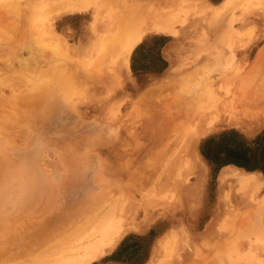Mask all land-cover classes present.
Wrapping results in <instances>:
<instances>
[{
  "label": "rangeland",
  "instance_id": "374dc122",
  "mask_svg": "<svg viewBox=\"0 0 264 264\" xmlns=\"http://www.w3.org/2000/svg\"><path fill=\"white\" fill-rule=\"evenodd\" d=\"M35 1L43 4H40V7H45V5L50 6L51 3H55V0H50L51 2H49V0H42L41 2L40 0H0V15L8 16L10 21V18H12L11 16L16 17L23 13L21 16L26 19L25 27H27L25 32L28 33V35L18 33L17 30H15L16 28L18 29V25L15 26L14 22L13 25H10L12 24V20L10 21V24H8L9 21L7 20V26H10L9 29L7 26V28L5 27V22V24L0 22V29L2 28L0 30V117L3 115L0 120V151H2L0 161L2 160L1 157L4 159V161L2 160L3 162H0V172H4L2 169H5V166L7 165V169L8 167L10 168L8 172H14H11V174L15 179L12 182L10 180L11 177L7 180V174L1 175V177L5 175L4 177L6 178H0L2 179L4 187L9 188V186H15L14 188H18L16 183H18V186L19 184L21 186L22 183H19L18 180L22 179L25 174L29 175L31 178L34 174L35 176H33V179L37 180V182H43V180H45V175V178L48 180H56L55 184L58 181L56 185L59 189L57 191L61 190V185L64 187V190L71 186V189L67 188L65 190L66 192H70V195L68 194L69 192H67V196H70L69 198H66V195L64 196L65 191L62 190L63 194L61 193L60 196H64L66 199H72V203L75 201L77 203L78 201L84 202V199L85 201H88V198H93L96 194L98 195V192L101 190L99 193L102 194V192H105L103 193L104 195L100 194L99 197L103 196L102 199H104V201L113 196L111 197L112 200L114 198L113 201H116L117 203L119 201L118 206L116 203L117 207H122L124 205L126 207L125 213L123 216H117L116 220L119 221L120 219H125L124 224L123 220L121 222L123 224V236L121 234L103 256H100L97 259H92L90 262H85L87 261L85 260L83 264H264L263 173L261 171H253V175H250V178L254 176L251 180L253 181L257 179L258 184L253 188H249L245 183L241 184V181L237 182L234 176L237 173L246 175V172L251 171H247L235 165H226L222 167L218 173H215L213 165L205 160L200 153L201 142L203 139L211 135L219 134L230 129H236L242 133L245 138L252 140L264 129V81L260 74H256L258 72L260 73V71H258V65H254V63L260 64L261 60L258 62L260 56L257 55L259 54L258 52L261 51L260 49L264 47V4L247 11L242 7L235 10L237 20L234 22V27L235 29L241 30L246 36L244 35L242 40H239L235 47L237 48L236 51L238 53L237 59L233 64L236 63V66L232 65V61L230 62V65L237 69L233 68L230 72L231 75L226 74L227 76L225 75L222 80H220V84L223 83L227 86L230 84V87H228L232 88L228 95L223 93L222 97L225 95V98L227 100L229 99V101L235 98L236 107L232 112L233 114H231L233 117L228 115L229 113L226 112L227 110H223L217 122L209 125V127L205 129V133L203 132L202 135H199L198 138H196L197 143H194L193 149L190 153H187L189 155H183L186 161L187 159L188 161L191 159L192 163L191 161L189 162L193 165L192 169L189 173L187 172L185 174L184 172L182 176H177V173L174 172L173 174V171L169 168L170 166L168 165L167 158L164 155L165 152H168L166 153L168 157L171 154H176V152H178V149H175L176 143H172L174 145H170V147L168 146L169 151L165 150L166 144L161 146L160 151L159 149L156 150L155 148L157 145H153L155 139L151 141V133H153L158 126L154 129L152 128V125H154V119L157 116L158 121H162V115L166 108H164L163 103L166 104L165 106L172 107L174 103H176L175 99L179 100L182 98H188V96L195 93L197 89V92L205 91L206 87L204 86L208 85L209 82V75H207L208 71H210V77L214 79V77L217 76L218 69H221L224 65H228L227 63L229 61L227 62L223 58L222 61H218V64H216L217 60L215 59L213 60L214 62L212 61L210 62L211 64L209 63L210 65L206 64L208 67L207 69L204 67L206 66L204 64V62L206 63L205 56L211 55L214 52V50L207 49L206 47L210 46L211 48L213 45H217L215 44L217 41L216 35H211L209 37L207 34L210 29L215 28L217 25V23H215L210 17V13L207 11L202 13L200 9H194L190 14H187L190 11V8L196 4V0H186L187 2L184 1L183 5L180 2L181 6H184L185 8L183 7V11H181L183 22L176 25L178 31L177 34L173 35L168 32L162 33L156 30L146 32L142 41L134 48L130 56V68H123L119 72V78H117V80L112 78L111 82L104 81L106 85L102 82L97 89L95 88L96 92L94 93L91 92V90L88 91L86 88L81 89L82 86L80 85L79 87L76 86V84H73L75 82H72V80H75L72 78L73 75H71L69 71L71 66L68 67L67 64L69 62L70 65H72L75 63L72 60L77 61L79 58L83 59L85 56H88V51L97 38V33L104 31L109 23V19L107 18L108 11L106 9H101L97 16V10L100 8H98V6H92L89 9L81 11H63L62 13H57L58 6H56V4H54V6L51 4L52 9L50 11L48 9V11L45 12L43 9L47 8L42 9L41 7L42 10L39 9L41 12L39 13L33 10L35 7H33L32 3L37 4ZM155 1V5L158 7L160 3L164 2L163 0ZM221 1L213 2L212 0H207V3L218 5ZM39 3L37 4L38 6ZM23 6H25V8ZM27 8L28 10H25ZM28 11H30V13ZM35 13H38V15ZM224 13L225 12L222 14ZM227 13L228 11H226L224 15L221 14L223 19L221 17V20L219 19L221 27L223 26V29H221L218 34L219 36L226 28L227 24L224 25V22L227 21L230 12ZM26 14L29 20L27 19ZM30 20L33 21L31 22ZM45 26L46 28H44ZM19 34L21 35L20 39L25 35L27 36V39L25 37L23 38L25 43L23 39L17 41ZM204 35L209 38H206ZM61 40L62 44L58 45ZM52 41L55 44H53ZM19 42H21L20 45H17L16 43ZM200 45H203V49L205 48V50L207 49L209 52L205 51L204 54H202L201 52L203 49ZM14 46H17L18 48L16 47V49ZM57 47H62L60 48L62 50L60 51ZM66 50H68L67 54L71 56L69 58H73L71 60L72 62L66 60L67 64L65 61L66 57H64L63 60L61 54L62 52H66ZM38 54L39 56L37 57ZM43 54H45V57L50 55V61L48 60L44 64L45 57ZM159 56H162L168 63L167 67L162 71L156 70V68L161 65V62L157 60ZM257 57L259 58L258 60ZM56 58L59 61L55 62ZM14 60L15 62L13 64L12 62ZM37 60L39 61L35 62ZM62 60L65 62L66 67ZM10 61H12L11 63L14 65L13 67H8L11 65ZM29 61L32 63L30 62L28 65ZM36 64L37 67H39V70L37 69ZM39 64H41V66ZM212 64H215V66L213 65L214 68H218H216L217 72L213 67H209ZM21 65L24 67L22 66V68L19 69ZM133 66H135L134 69ZM252 66H255L253 67L254 69ZM14 67H16V70L12 69ZM257 67L258 69H256ZM63 68H66L67 70H64ZM40 69L44 72L47 71V73L44 74V72H40ZM198 69H203L205 72L202 71L195 73ZM212 71L214 72L213 75ZM61 72L62 74L60 75ZM252 72L258 77L251 74ZM190 73L198 77V80L197 78L195 79L197 83L193 81L194 78L191 79ZM203 74H205V76H203ZM62 76L64 79H62ZM189 79H191V81H189ZM216 79L217 78H215V81ZM251 79L255 81L253 84ZM243 80H247L246 83L248 84L251 82L252 86L254 85L253 90L252 86L248 89L250 92H248L249 94H246L248 97L245 100L241 99L245 98V94H242L244 91L238 93L244 85L246 87V84L242 83V86L240 85L241 87H239L240 83L238 84V82H242ZM107 84L109 87L112 85V87L109 88ZM256 84H258V86L255 88ZM68 85L73 90L77 89V87L78 89L72 91L69 89ZM217 85L218 84H216V86ZM99 88L101 90H99ZM67 89H69L70 92ZM98 91L105 92V94H101ZM54 95L56 97L59 96V98H55ZM251 99L253 101H251ZM165 100L169 101V103ZM172 100H174V103ZM60 101L62 104H60ZM63 102H65L66 105ZM67 104L69 108L67 107ZM156 105H159L158 108L160 107V113L157 111L158 109ZM10 106L16 111H12V109L9 108ZM161 107L164 108V111L160 110ZM174 107L175 105L173 106V109H175ZM10 109L11 111H8ZM153 110H156L157 112H153ZM248 110H251L250 112L252 113ZM235 111L238 112L234 114ZM16 112L17 115L15 114ZM7 113L11 114H8L9 117H7L8 121L6 122L4 116L6 117ZM12 114H14L13 116L16 118L11 117ZM234 115L237 116L234 118ZM237 117L238 120L236 119ZM5 127H7V129ZM146 127L148 128L145 129ZM141 130L149 131L147 133L148 135L145 131ZM142 132H145L143 133L144 135ZM148 138L150 139V142L147 141ZM34 142L35 144H40L39 147L42 148L41 151L43 152L38 156L42 161H38L37 164L31 160L32 158H30L32 172H26L25 174L16 173L24 171L22 168H24V163L27 162L26 159L28 158L25 157V155L31 150L33 145H35ZM152 147L154 149H152ZM145 148L148 150L147 153ZM151 149L152 151H150ZM20 150L21 157L16 159L19 157L18 155H20ZM43 154L44 156H42ZM161 154H163L164 157ZM37 159L38 158L34 157L36 162ZM6 161L9 162V165ZM44 162L46 165H44ZM2 163H5L6 165ZM167 165L168 167H166ZM165 168L169 169L166 170ZM173 170L175 171L176 168ZM41 172L43 176L40 174ZM91 172L94 173L92 174ZM111 172H137L139 176L143 175V177L149 181L151 180V182L156 185L150 183V185L152 184L155 187L154 188L151 185L153 191L151 192L149 191L151 189H147L149 188L148 185L142 193L144 195L147 194V198H151L155 203L150 207L146 206L145 203L140 204V202H136L130 195V191H132L134 186L130 183L132 181H128L127 179L129 178V174L128 176H124L127 180L126 182L124 178ZM53 173L54 176L51 175ZM223 173H228V176L231 177H227L223 180ZM172 174L176 175L173 176ZM159 176H162L161 178L163 179L168 177V180H175L177 185L175 183V186L170 185L165 188H159L156 184L159 181H157V179H161L158 178ZM175 177L177 179H175ZM64 178L66 180H64ZM3 179H5V182ZM59 182L61 185H59ZM12 183H14V185ZM122 186H124L125 189ZM181 187L182 189H180ZM23 188L24 187H22V189ZM112 191H114V194ZM127 191L129 192L128 194ZM147 192L151 194V197H149ZM15 193L11 195L13 198L10 197L9 203L11 205L14 204V202L11 201L17 203L15 195L18 197V192ZM154 193H156V197L153 195ZM106 194L108 195L106 196ZM161 194L162 196H160ZM140 197V195H137L138 199H140ZM65 198L63 199L64 201H66ZM245 198L246 200H243ZM19 201L18 204L12 205L14 207L16 205L18 206H16L17 209L15 212L14 207L10 206L8 203H3V206L0 205L6 211L4 213L8 214H5V216H7L6 218H1L5 216H0V232L3 231L0 236L5 234L6 231V234L8 235L0 238V249H2L0 250V253L2 257H5L7 253L6 251H12L14 246H16V248L21 246L22 248L20 249H24L23 247L26 246V241L23 238V235L25 233L24 230L29 226L27 223L34 224L36 219L38 218L39 220L40 218L38 215L41 210L36 206L35 210H38L36 211V214H39L33 215L35 217L32 216V221L30 218L27 219V216H29L28 214H30L29 202L21 201V203ZM22 204L23 207H21ZM21 208L23 209L21 210ZM11 209L13 210L10 212L13 213L8 212V210ZM25 215L27 218L25 217L24 220L23 216ZM19 217H22L23 221ZM7 218H9V220ZM251 219L253 220L251 221ZM1 220H5L3 223L6 222V226L5 224L3 225ZM14 220L16 221L17 227L14 225ZM25 221L27 222L26 224L23 223ZM241 222L243 224H241ZM7 225L9 226V229ZM12 225L13 228L15 226L17 229H13ZM242 225H244L246 229ZM11 235H13V237ZM38 235L42 236L43 234ZM174 237L176 240H174ZM167 238H169L170 241ZM14 239L15 244H13ZM16 239L18 243L16 242ZM166 240H168V242H166ZM11 241L13 243H10ZM53 241H51L52 245L50 242L49 245L53 246ZM56 245L59 248V245L55 244L54 241V246L56 247ZM54 246L52 247L53 249L51 247L49 250H47L48 248L45 249V252L42 248L46 256H42L43 254L40 253L42 252L41 248L39 249L36 247L34 249H39L40 251L34 250L35 252H33V254L27 255L25 258H23L25 254L20 253L21 250L18 249L19 254H24L23 256L20 255L18 258L14 256L16 258L15 261L12 257H5V259L2 258L0 264H18V262L19 264H75V262H79L78 259L75 260L76 258H74V260L70 258L72 262H68L69 259L67 260L63 258V261V259H59L58 256L55 258L54 253L49 255L51 252L57 250V247L54 249ZM13 250L16 252V249ZM3 251L6 252L5 255ZM38 254L41 255L38 257ZM33 255L34 257L32 258ZM5 260L6 262H4Z\"/></svg>",
  "mask_w": 264,
  "mask_h": 264
},
{
  "label": "bare ground",
  "instance_id": "6f19581e",
  "mask_svg": "<svg viewBox=\"0 0 264 264\" xmlns=\"http://www.w3.org/2000/svg\"><path fill=\"white\" fill-rule=\"evenodd\" d=\"M9 1V0H8ZM13 1V0H12ZM21 1V0H20ZM42 0H40L41 2ZM155 0H55L54 4H56V6H58V10H57V13L58 12H63V11H67V12H70V11H81V10H84V9H89L90 7L92 6H98V9L97 10V16L99 15V11L101 9H106L108 12V25L107 27L105 28L104 31H101L99 33H97V38L95 39L92 47L90 48V50L88 51V56H85V58L81 59L79 58V60L75 61V60H72L70 59L69 57H71L68 53V50H66V52H62V59L64 60V57L65 58V61L68 60L70 62H75V63H71L72 65H70V63L68 62L67 64V61H66V64L69 68V71L71 73V75H73L72 78H74L75 81L72 80V82H75L73 84H76V86H82L81 89H87L88 91L91 90V92H96V89L98 86L101 85L102 82L104 81H109L111 82L112 81V78L116 79L119 78L118 77V74L119 72L123 69V68H127L129 69L130 68V56L134 50V48L142 41L144 35L146 34V32L148 31H152V30H156L158 32H162V33H165V32H168L170 34H173V35H176L177 34V28H176V25L179 23H182L183 22V16L181 15V11H183V7L184 6H181L180 2L182 3V5L184 4V1L186 0H163L164 2L160 3L159 4V7L157 5H155L156 1L154 2ZM191 1V0H190ZM193 1V0H192ZM26 2V1H25ZM36 2V1H35ZM49 2H51L49 0ZM187 2V1H186ZM196 4L190 8V11L187 13V14H190L194 9H200V11L203 13L205 11L209 12L210 13V17L214 20L215 23H217V25H213L215 26V28L213 29H210L209 33L207 32L208 36L210 37L211 35H216V38H217V41L215 42V44L217 45H213V49L212 47L210 48V46L206 47L207 49H211V50H214L213 54L211 55H206L205 56V60H206V63L204 62V64H209L210 62H212L213 60H217L215 63L218 64V61H222V59L224 58L228 63V65H224L222 66V68L218 69L217 67H213V65L215 66V64H212L211 66H209L210 68L213 67L214 70H216V68L218 69V73H217V76L214 77V79L212 77H210V71H208L207 75H209V82H208V85H205L204 87H206V90L203 91V92H195V93H192V95L188 96V98H182V99H175V102L174 103L172 100V102L174 103L175 105V109H173V106H165L166 104H164L163 102V105H164V108L161 107L160 110H165V112H163V115H162V121H158V116L154 119L155 120V123L154 125H152V128H156L157 126V129L155 131H153V133H151V141L154 140L155 143L153 145H157L156 146V150L159 149L160 151V148L161 146H163V144H166V147H165V150L167 151L170 147V145H174L176 143V147L175 149H178L176 152V154H171L169 155V157L167 156L166 153L168 152H165L164 155L165 157L167 158V161H168V165L170 166L169 168H171V170L173 171V174L174 172L177 173V176L180 175L182 176V174L185 172V174L188 172H190V170L192 169V161L191 159L189 161H191V163L188 161L185 160L184 156L185 154H187L188 152L190 153V151L193 149L194 147V143H197V139L199 135H202V133L205 131V129H207L209 127V125L211 124H214L217 122V120L219 119L220 115H221V112L223 110H227L226 112L229 113L228 115L231 116V114H233V110L234 108L236 107L235 105V98L230 100L229 99L227 100L224 95L223 96V93L224 94H229V92L232 90V88H229L230 84L227 86V85H224L223 83L220 84V80H222V78L227 74L229 75L231 70L234 68L230 65V62L232 63V65H235L233 64V62H235V60L237 59V48H235L237 46V43L239 42V40H242V38L244 37V35L246 36V34H244L241 30L239 29H235L234 27V22L237 20V17L235 16V10L239 7H242L243 9H245L246 11L251 9V8H255V7H259L260 5H263L264 4V0H223L221 1L218 5H211L209 3H207V0H196L195 1ZM22 3V2H21ZM37 4L39 3L38 1L36 2ZM24 4V3H23ZM31 4V3H29ZM35 4V3H32L33 7V10L36 11V12H40L39 9H42L43 8H47V9H43L45 10V12L49 11L52 9V6L51 4L54 6L53 3L50 4V6H47L45 5L44 6H41L40 7V4L39 3V6ZM187 4V3H186ZM15 5V4H14ZM28 5V4H27ZM31 5V6H32ZM35 5V6H34ZM43 5V4H41ZM20 6V5H19ZM40 8H38V7ZM47 6V7H46ZM179 6H180V9H179ZM25 8V6H23ZM22 7V8H23ZM37 7V9H36ZM102 7V8H101ZM32 8V7H31ZM182 8V9H181ZM185 8V7H184ZM30 9V8H29ZM36 9V10H35ZM41 9V10H42ZM57 9V8H55ZM187 9V7H186ZM25 10H28L25 9ZM24 10V11H25ZM31 10V9H30ZM253 10V9H252ZM226 11H228V13L230 12L228 18H227V23L224 22V25H226V28L223 32H221L222 34L219 36V32L221 29H223V26L221 27V24H220V17H221V14L223 12L226 13ZM30 13V11H28ZM29 13H28V16H29ZM33 13V12H31ZM224 13V14H225ZM227 13V14H228ZM248 13V12H247ZM20 14V13H19ZM36 14V13H35ZM183 14V12H182ZM222 14V15H224ZM245 14V13H244ZM21 15H23V13H21ZM21 15L19 16H16V17H13L11 16L12 18H10L11 20V23L10 24V21H9V17L8 16H4V15H0V22H5V27L7 26V20L9 21L8 24L10 25H13V22H14V25L18 27V29L14 26H11V27H14L16 28L15 30H17L18 33H23L24 34H27L25 31H26V27H25V23H26V19L24 17H22ZM38 15V13L36 14ZM27 16V14H26ZM28 16H27V19H28ZM242 16V15H241ZM33 17V16H32ZM185 17V16H184ZM223 17V16H222ZM221 17V18H222ZM223 19V18H222ZM29 20V19H28ZM221 20V19H220ZM31 21V20H30ZM33 21V20H32ZM31 21V22H32ZM205 22V21H204ZM16 23V24H15ZM29 24V23H28ZM213 24V22H212ZM209 25V24H208ZM8 29L10 28V26H7ZM6 27V28H7ZM46 28V26L44 27ZM2 29V28H1ZM0 29V30H1ZM4 29V27H3ZM29 29V28H28ZM47 30V29H46ZM207 30V29H206ZM5 31V29H4ZM7 31V29H6ZM247 31V30H246ZM245 32V31H244ZM248 32V31H247ZM45 33V32H44ZM246 33V32H245ZM251 34V33H250ZM249 34V35H250ZM0 35H1V31H0ZM248 35V34H247ZM48 36V35H47ZM206 36V35H204ZM203 36V37H204ZM208 36H206V38H209ZM25 38L27 37L26 35L24 36ZM23 37V38H24ZM202 37V38H203ZM215 37V36H214ZM213 37V38H214ZM5 38V37H3ZM21 38V35L19 34V38L17 39V41H21L22 39ZM58 38V37H57ZM214 38V39H216ZM12 39V38H11ZM27 39V38H26ZM24 40V39H23ZM51 40V39H50ZM49 40V41H50ZM59 40V38H58ZM203 40V39H202ZM250 40V39H249ZM6 41V40H5ZM10 41V40H9ZM209 41V40H208ZM3 42V41H2ZM7 42V41H6ZM5 42V43H6ZM11 42V41H10ZM9 42V43H10ZM15 42V41H13ZM12 42V43H13ZM60 44H62V40L59 41ZM206 42V41H205ZM21 42L19 43H16L17 45H20ZM24 43H25V40H24ZM53 44H55L53 41H52ZM15 44V45H16ZM204 44V43H203ZM14 45V43H13ZM25 45V44H24ZM205 45V44H204ZM201 46V45H200ZM203 46V45H202ZM201 46V48L203 49V47ZM206 46V45H205ZM15 48L17 46H14ZM13 48V47H11ZM18 48V47H17ZM16 48V49H17ZM57 48H62V47H57ZM243 48V47H241ZM205 50V48L202 50V54H204L205 51H208L209 50ZM263 49V50H262ZM260 49L261 51H259L258 55L257 56H260L259 58L257 57V60L258 62L261 60L260 64H255L254 65H258L259 67V70L260 73H256L257 75H261L263 77V81H264V47ZM62 49H60L61 51ZM41 51V50H40ZM46 51V50H44ZM201 51V50H200ZM59 52V50H58ZM261 53V54H260ZM67 56H66V55ZM35 55V54H34ZM45 54H43L44 56ZM60 55V54H59ZM64 55V56H63ZM69 55V56H68ZM201 55V54H200ZM15 56V55H14ZM18 56V55H17ZM39 56V54L37 55V57ZM50 56V55H49ZM49 56L45 57L44 59V62L43 64L49 60ZM196 56V55H195ZM53 57V56H52ZM55 57V56H54ZM20 58V57H19ZM18 58V59H19ZM23 58V56H22ZM58 58V57H57ZM56 58L55 62L56 61H59L58 59ZM24 59V58H23ZM36 59V58H35ZM34 59V60H35ZM38 59V58H37ZM52 59V58H50ZM13 60V59H12ZM62 60V61H63ZM72 60V61H71ZM204 60V61H205ZM6 61V60H5ZM9 61V60H8ZM7 61V62H8ZM32 61V60H31ZM28 63V65L30 64V62ZM39 60L35 61V62H38ZM50 61V60H49ZM255 61V60H254ZM12 61H10L11 63ZM15 60L12 62L14 64ZM214 62V61H213ZM11 63V65H9L8 67H13L14 65ZM32 63V62H31ZM220 63V62H219ZM4 64V63H3ZM9 64V63H8ZM7 64V65H8ZM38 64V63H37ZM37 64H36V67H37ZM54 64V62H53ZM58 64V63H57ZM63 64L65 65L66 67V64L65 62L63 61ZM211 64V63H210ZM209 64V65H210ZM221 64V63H220ZM35 65V63H34ZM41 66V64H39ZM23 65H21L19 67V69L22 68ZM218 66V65H216ZM236 66V65H235ZM238 66V65H237ZM246 66V65H245ZM24 67V66H23ZM67 67V68H68ZM206 67V69L208 68L207 65L204 66ZM255 67V66H252V68ZM258 67L256 69H258ZM2 68V67H1ZM16 67L12 68L14 70ZM41 68V67H40ZM49 68V66H48ZM203 68V67H202ZM240 68V66H239ZM263 68V69H262ZM4 69V68H3ZM10 69V68H8ZM7 69V70H8ZM37 69L39 70V67H37ZM42 69V68H41ZM40 69V72L42 71V73L44 72L43 70ZM64 69V68H63ZM66 69V68H65ZM64 69V70H65ZM205 69V68H204ZM234 69H237L236 67ZM254 69V68H253ZM23 70V69H22ZM46 70V69H45ZM67 70V69H66ZM199 70V71H198ZM196 70L197 72L195 73H198V72H202L203 69H198ZM210 70V69H208ZM241 70V69H239ZM243 70V69H242ZM11 71V70H10ZM38 72V71H37ZM65 72V71H64ZM67 73H69L68 71H66ZM205 72V71H203ZM213 72V71H212ZM211 72V73H212ZM217 72V70H216ZM41 73V74H42ZM47 71L44 72V74H46ZM69 73V74H70ZM193 73V72H192ZM190 73V76H191V79L194 78V82H196V78L198 80V77H196L194 74ZM233 73H234V70H233ZM232 73V74H233ZM237 73V72H236ZM248 73V72H247ZM246 73V75H247ZM40 74V75H41ZM42 74V75H44ZM62 74V72L60 73V75ZM202 74V73H200ZM214 74V72L212 73V75ZM216 74V73H215ZM222 74V75H221ZM253 74V72L251 73ZM249 74V75H251ZM48 75V74H47ZM67 75V74H66ZM226 75V76H227ZM231 75V74H230ZM242 75V74H241ZM254 75V74H253ZM257 75H254L256 77H258ZM194 76V77H193ZM199 76V75H197ZM203 76H205V74H203ZM248 76V75H247ZM260 76V77H261ZM48 77V76H46ZM70 77V76H69ZM189 77V76H188ZM249 77V76H248ZM255 77V78H256ZM66 78V77H65ZM215 78L216 81H215ZM235 78V77H234ZM241 78V77H240ZM243 78V77H242ZM251 78V77H250ZM62 79L63 76H62ZM70 79V78H69ZM191 79H189V81H191ZM246 79V78H245ZM244 79V80H245ZM260 79V78H259ZM67 80V79H66ZM91 80V81H90ZM207 80V79H205ZM204 80V81H205ZM242 80V79H241ZM243 80V81H244ZM248 80V78H247ZM246 81H239L238 84H239V87H241V83L242 84H246V87L244 85V87L241 89V91L239 90L238 93H242V91H244V93H242L244 95L245 98H241L242 100H245L248 96H246V94L248 92H250V90L248 91V89L252 86L253 82V79H251L252 81V84L251 82H249L250 84L246 83ZM257 80V78H256ZM65 81V80H64ZM71 81V80H70ZM232 81H233V78H232ZM68 82V81H67ZM180 82V81H179ZM61 83V82H60ZM66 83V82H65ZM105 83V82H104ZM197 83V82H196ZM228 83V81H227ZM226 83V84H227ZM59 84V83H58ZM63 84V83H62ZM112 84V83H111ZM188 84V83H187ZM216 84H218V88L216 86ZM70 85V84H69ZM68 85V86H69ZM106 85V83H105ZM108 85V84H107ZM183 85V84H182ZM191 85V84H190ZM188 85V86H190ZM232 85V84H231ZM241 85V86H240ZM261 85V84H260ZM59 86V85H58ZM79 86V87H80ZM192 86V85H191ZM190 86V87H191ZM234 86V85H233ZM258 86V84L255 85V88ZM264 86V84H263ZM55 87V86H54ZM57 87V86H56ZM74 87V85H73ZM109 87V85H108ZM112 87V85L110 86ZM109 87V88H110ZM189 87V88H190ZM202 87V86H201ZM238 87V86H237ZM238 87V89H239ZM253 87L254 85L252 86V90H253ZM261 87V86H260ZM61 88V87H60ZM68 88V87H67ZM76 88V87H75ZM96 88V89H95ZM101 88V87H100ZM99 88V90H101ZM108 88V89H109ZM184 88V87H183ZM247 88V89H245ZM254 88V89H255ZM69 89L70 86H69ZM67 89L69 92L70 90ZM78 89V87H77ZM77 89H74V90H77ZM80 89V88H79ZM54 90V89H53ZM60 90V89H59ZM58 90V91H59ZM66 90V89H65ZM72 91H74L73 89H71ZM106 90V88H105ZM177 90V89H176ZM181 90V88H180ZM196 90V89H194ZM251 90V91H252ZM256 90V89H255ZM260 90V89H258ZM262 90V89H261ZM81 91V90H80ZM200 91V90H199ZM237 91V89H236ZM54 92V91H53ZM67 92V91H66ZM75 92H78V91H75ZM100 92L101 94H105V92L103 93L102 91H98ZM108 92V91H107ZM179 92V91H178ZM186 92V91H185ZM258 92V91H257ZM256 93V91H255ZM254 93V94H255ZM49 94V93H48ZM55 94V93H54ZM68 94V93H66ZM93 94V93H92ZM181 94V93H180ZM185 94V93H184ZM191 94V93H190ZM235 94V92H234ZM249 94V93H248ZM253 94V93H252ZM15 95V94H14ZM62 95V94H61ZM241 95V94H240ZM50 96V95H48ZM55 96V95H54ZM70 96V94H69ZM53 97V96H52ZM59 98V96H57ZM55 96V98H57ZM66 97V96H65ZM64 97V98H65ZM240 97V96H239ZM253 97V96H252ZM256 97V96H255ZM261 97V96H260ZM61 98V97H60ZM105 98V97H104ZM254 98V97H253ZM99 100V99H98ZM52 101V100H51ZM49 101V102H51ZM54 101V99H53ZM166 101V100H165ZM171 101V100H170ZM241 101V100H239ZM251 101H253L251 99ZM61 102V101H60ZM59 102V103H60ZM72 102V101H71ZM169 103V101H166ZM165 102V103H166ZM244 102V101H243ZM242 102V103H243ZM257 102V101H256ZM56 103V102H55ZM65 103V102H63ZM158 103V102H156ZM155 103V104H156ZM238 103V102H237ZM6 104V103H5ZM62 104V102L60 103ZM151 104H154V103H151ZM160 104V103H159ZM171 104V102H170ZM168 104V105H170ZM249 104V103H248ZM51 105V104H50ZM59 105V104H58ZM66 105V103H65ZM149 105V104H148ZM162 105V106H163ZM159 106V105H158ZM158 106L156 105L157 107V111L160 113L161 111H159V108ZM161 106V105H160ZM60 107V105H59ZM67 107H68V104H67ZM172 110H171V108ZM222 107V108H221ZM8 108V107H7ZM9 108L12 109V107L10 106ZM69 108V107H68ZM153 108H154V105H153ZM170 110L168 111L167 110ZM170 108V109H169ZM8 110V111H11ZM52 109V108H51ZM56 109V107H55ZM241 109V108H240ZM263 109V108H262ZM156 110H153L156 111ZM163 110V111H164ZM236 110V109H235ZM4 111V110H3ZM6 111V110H5ZM12 111H16L15 109H12ZM156 111V112H157ZM249 111V110H248ZM251 111V110H250ZM249 111V112H250ZM67 112V111H66ZM238 112V111H237ZM235 111L234 114L237 113ZM247 112V111H246ZM252 113V112H250ZM8 114L10 115L11 113H7V116L5 117L4 116V120L7 122L8 119L7 117ZM17 115V112L15 113ZM155 114V113H154ZM162 114V113H161ZM160 114V115H161ZM248 114V113H246ZM14 114L11 115V117H14L16 118L15 116H13ZM156 116V115H155ZM237 116V115H236ZM234 115V118L236 117ZM239 116V115H238ZM3 115H1L0 117V120L2 119ZM19 117V116H18ZM233 117V116H231ZM241 117V116H240ZM7 120H6V119ZM238 120V117L236 118ZM10 121V120H9ZM158 121V123H157ZM138 123V122H137ZM145 123V122H144ZM152 123V121H151ZM157 123V124H156ZM8 124V123H7ZM96 124V123H95ZM153 124V123H152ZM156 124V125H155ZM2 125V124H1ZM98 125V124H97ZM151 125V124H150ZM91 126V125H90ZM8 127V126H7ZM7 127H5L7 129ZM89 127V126H88ZM145 127V126H144ZM143 127V128H144ZM94 128V127H93ZM96 128V126H95ZM142 128V129H143ZM148 127H146L145 129H147ZM211 129V128H210ZM149 130V129H148ZM152 130V129H151ZM105 131V130H104ZM141 131H145V130H141ZM146 134L149 132H147V130L145 131ZM145 132H142L145 133ZM205 133V132H204ZM103 134V133H102ZM141 135V134H140ZM138 135V136H140ZM144 135V134H143ZM148 135V134H147ZM119 136V135H118ZM117 136V137H118ZM100 137V135H99ZM116 137V138H117ZM145 137V136H144ZM149 137V136H148ZM150 138V137H149ZM148 138L147 141H149L150 139ZM179 138V139H177ZM141 139V138H140ZM146 140V139H145ZM196 140V141H195ZM126 141V140H125ZM2 142V141H1ZM7 142V141H6ZM36 142V141H35ZM34 142V144H35ZM150 142V141H149ZM166 142V143H165ZM124 143V141H123ZM122 143V144H123ZM153 143V142H152ZM174 143V144H172ZM178 143V144H177ZM181 143V144H180ZM2 144V143H1ZM148 145V144H147ZM146 145V146H147ZM151 145V144H150ZM151 145V146H153ZM181 145V146H180ZM7 146V145H6ZM40 144H35L33 145V147L31 148L30 151H28V153H26L25 157H28L26 159V163H24V168H22L24 171L22 172H16L18 174H22V173H26V172H32V169H31V163H30V158H32L31 160L34 161V163H37L38 164V161H40L41 159L38 157L40 156L43 152L41 151L42 148L39 147ZM149 146V147H151ZM165 146V145H164ZM169 146V147H168ZM15 147V146H14ZM20 147V146H19ZM18 147V148H19ZM154 147V146H153ZM152 147V149H154ZM146 149V153L148 152L147 148ZM152 149L150 151H152ZM17 150V149H16ZM135 150V149H134ZM163 150V149H162ZM169 151V150H168ZM172 151V150H171ZM195 151V150H194ZM2 151H0V155H2L1 153ZM27 152V151H26ZM150 153V152H149ZM146 155V154H145ZM149 155V154H148ZM163 156V154H161ZM184 155V156H183ZM189 155V154H187ZM19 157H17L16 159H19L21 157V150H20V155H18ZM44 156V154L42 155ZM161 156V157H162ZM23 157V156H22ZM34 157L38 158L37 159V162L36 160H34ZM130 157V156H129ZM164 157V156H163ZM2 160L4 161L3 157H1ZM6 158V157H5ZM15 159V160H16ZM130 159V158H129ZM184 159V160H183ZM1 160V161H2ZM21 160V159H20ZM25 160V159H24ZM160 160V159H159ZM0 161V162H1ZM2 161V162H3ZM42 161V160H41ZM22 162V160H21ZM24 162V161H23ZM6 163H8L9 165V162L6 161ZM12 163V161H11ZM40 163V162H39ZM143 163V161H142ZM2 164H5V163H2ZM1 164V165H2ZM14 164V163H13ZM22 164V163H20ZM144 164V163H143ZM6 165V164H5ZM4 165V166H5ZM44 165L45 162H44ZM168 165L166 167H168ZM6 167V168H5ZM4 168L6 169H2L4 170V172H0V178H5L4 176L1 177V175L3 174H7V180H9V177L10 180L13 182V180H15L11 174V172L8 170H10V168L8 167L7 169V165L5 166ZM33 167V166H32ZM143 167V165H142ZM159 167V166H158ZM168 168V169H169ZM176 168V170L174 171L173 169ZM21 169V170H22ZM35 169V168H34ZM39 169V167H38ZM141 169V168H140ZM161 169V168H160ZM159 169V170H160ZM166 169V168H165ZM164 169V170H165ZM166 169V170H168ZM20 170V171H21ZM109 170V169H108ZM165 170V171H166ZM18 171V170H17ZM46 171V170H45ZM7 172V173H6ZM34 172V170H33ZM40 172V171H39ZM143 172V171H142ZM14 173V172H12ZM92 174L94 172H91ZM107 173V172H106ZM113 174H116L118 175L119 177L121 178H124V176H128L129 174V178L128 181H132L130 182L134 187L132 189V191H130V195L131 197L134 198V200L136 202H140V204H146V206H152L155 201H152L151 198H147L148 196L144 195L142 193V191H144L145 188L148 187L149 185V188H147L149 191H153L152 190V187L150 185V183H153L151 182V180L149 181L148 179H146L145 177L142 176H139L137 174V172H111ZM131 173V174H130ZM152 173V172H151ZM166 173V172H165ZM28 174V173H27ZM42 175V172L40 173ZM45 174V173H44ZM90 174V175H92ZM98 174V173H97ZM144 174V173H143ZM172 174V175H173ZM52 176H54V173L51 174ZM51 175L49 174V176L51 177ZM71 175V174H70ZM176 175V174H175ZM173 175V176H175ZM229 174L228 173H223L222 174V179H226L227 177H231V176H228ZM250 175L252 176L253 175V172H246V175L244 174H235L232 175L236 178V181L240 182L241 181V184H246L247 187L249 188H253L254 186H256L258 183L257 179L255 180H251L252 178H250ZM15 176V175H14ZM33 176H35L33 174ZM33 176L32 178L29 176V175H26L22 178V179H19V183H22L21 186L19 184L18 186V183H16V186L18 188H14L13 186H9L8 187H4V184L2 183V179H0V205H2L3 203H8L10 204V197H12L11 195L15 192H18V197L15 195V197L17 198V203H15V201H11V202H14V204H18V201L21 202V201H26L27 203L29 202V213L28 214L29 216L24 217V220H25V217L27 219L30 218V220L32 219L33 220V215L36 214V211L38 210H35L36 206L41 210H39L40 214L37 213L36 215H38V217L40 216L39 220L36 216V221L34 222V224H30V223H27V219L25 222H23L24 224L27 223L28 228L25 231L24 233V239L26 241V246L23 247L24 249H20L22 248L20 245V247L16 248V246H14L13 249H16V253L13 249L12 251H6L4 252V255L5 257H8V258H13V260L15 261V257L16 256L18 258V256H23L25 254V257H27V255H31L33 254V252H35L34 250H39L41 248V251L43 252V249H44V252H45V249L49 250V248L53 247L54 246V241H55V244H58L59 245V248L57 247V250L51 252V254L49 255H52L53 253L55 254V258H65V259H69L68 262H72L71 259L74 260V258H76L75 260H79V262H75L76 263H79V264H83V262L85 260V262H90V260L92 259H97L98 257L100 256H103L106 251L108 250V248L115 243L116 239H118L121 234L123 236L124 233H122L123 231V224H124V220L125 219H122L123 220V224L121 223L122 220L120 219L119 221H116L117 220V216L120 217V215L123 216V214L125 213L126 211V207L123 205L122 207H117L118 204H119V201L120 199H118V203L116 201H113L111 197L108 198V200H105L102 199V197H99L101 193L98 192V195L96 194L93 198H88L89 200L85 201L84 199V202L82 201H78V203L75 201L74 203H72L71 201H73L72 199H66V198H69L67 196V192L69 191H65L67 188L69 189L70 187H67L65 190L63 189L64 187L61 185V183L59 182V185H61V190L62 191H65L64 192V196L66 195L67 197L65 198L64 196L61 197L60 194L63 192L61 190V192L57 191L59 189V187H57V183L58 181L56 182L55 184V181L52 179V181L49 179H46L45 175H44V179L43 182H37V180H34L33 179ZM43 176V175H42ZM89 176V175H88ZM146 176V175H145ZM154 176V175H153ZM157 176V175H156ZM176 176V177H177ZM185 176V175H184ZM66 177V176H65ZM73 177V176H72ZM162 177V176H161ZM160 176L158 178H161ZM175 177V179H177ZM17 178V177H16ZM21 178V177H20ZM48 178V176H47ZM52 178V177H51ZM54 178V177H53ZM60 178V177H59ZM156 178V177H155ZM153 178V179H155ZM180 178V177H178ZM6 179V178H5ZM5 179L4 182H5ZM36 179V177H35ZM125 179V178H124ZM181 179V178H180ZM64 180H66L64 178ZM69 180V179H68ZM89 180V179H88ZM126 180V179H125ZM159 180V181H158ZM10 181V183H11ZM119 181V180H118ZM155 181V180H154ZM158 181V182H157ZM157 187L159 188H165V187H168L170 185L172 186H175V183L176 181L175 180H168V177H166L165 179L161 178V179H157ZM63 182V181H62ZM99 182V181H98ZM127 182V180H126ZM185 182V181H184ZM183 182V183H184ZM54 183V184H52ZM79 183V182H78ZM84 183V182H83ZM120 183V182H119ZM182 183V185H183ZM14 185V183H12ZM74 184V182H73ZM23 185V186H22ZM25 185V186H24ZM98 185V183H97ZM108 185V184H107ZM123 185V184H122ZM128 185V184H127ZM153 185H155L153 183ZM152 185V186H153ZM177 185V183H176ZM181 185V183H180ZM126 186V184H125ZM156 186V185H155ZM178 186H179V183H178ZM243 186V185H242ZM245 186V188H246ZM22 187H24L22 189ZM118 187V186H117ZM124 189L125 187L122 186ZM132 187V186H131ZM154 187V186H153ZM81 188V187H80ZM84 188V187H83ZM127 188V187H126ZM155 188V187H154ZM176 188V187H175ZM174 188V189H175ZM184 188V187H183ZM239 188V187H238ZM242 188V187H241ZM21 189V190H20ZM71 189V188H70ZM102 189V188H101ZM105 189V188H104ZM107 189V188H106ZM131 189V188H130ZM168 189V188H167ZM170 189V188H169ZM182 189V187L180 188ZM4 190V191H3ZM16 190V191H14ZM18 190V191H17ZM19 190H20V193H19ZM73 190V189H72ZM71 190V191H72ZM84 190V189H83ZM117 190V188H116ZM123 190V189H122ZM176 190V189H175ZM239 190V189H238ZM245 190V189H244ZM23 191V192H22ZM85 191H86V188H85ZM108 191V190H107ZM115 191V190H114ZM112 191V193L114 192ZM118 191V190H117ZM116 191V193H117ZM147 191V190H146ZM148 191V192H149ZM249 191V190H247ZM75 192V191H74ZM95 192V191H93ZM105 192V191H104ZM102 192V194L104 193ZM119 192V191H118ZM125 192V191H124ZM147 192V193H148ZM121 193V192H120ZM129 192L127 191V194ZM146 193V192H145ZM165 193V192H163ZM162 193V194H163ZM247 193V192H246ZM16 194V193H15ZM70 195V192L68 193ZM88 194V193H87ZM86 194V195H87ZM101 194V195H102ZM114 194V193H113ZM156 193H154L153 195H155ZM162 194L160 196H162ZM166 194V193H165ZM82 195V194H81ZM104 195V194H103ZM108 194H106L107 196ZM137 195H140V199L137 198ZM149 197H151L149 194ZM120 196V195H119ZM118 196V197H119ZM159 196V195H158ZM157 196V198H158ZM159 196V197H160ZM164 196V195H163ZM156 197V195H155ZM13 198V197H12ZM11 198V199H12ZM15 198V200H16ZM66 199V201H64L63 199ZM107 198V197H105ZM156 198V199H157ZM117 199V198H116ZM139 201H138V200ZM69 200V201H68ZM123 200V199H122ZM240 200V198H239ZM243 200H246L243 199ZM69 203H68V202ZM65 202V203H64ZM82 202V203H80ZM122 202V201H120ZM242 202V201H241ZM22 203V202H21ZM24 203V202H23ZM76 203V205H75ZM116 203H117V206H116ZM245 203V202H244ZM12 204V205H14ZM10 204V206H12ZM263 205V204H262ZM3 206V205H2ZM17 206V205H16ZM15 206V207H16ZM41 206V207H40ZM121 206V205H120ZM14 207V206H12ZM14 207V212L16 211L17 207L15 208ZM23 207V204L22 206ZM141 207V206H140ZM23 208H21L22 210ZM13 209L11 210H8V212L12 211ZM6 212L3 207L0 206V216H5ZM19 212V210H18ZM17 212V214H18ZM10 213H13V212H10ZM21 214V213H20ZM8 215V214H6ZM19 215V214H18ZM17 215V216H18ZM130 215V214H129ZM249 215V213H248ZM12 216V215H11ZM15 216V215H13ZM33 216V217H32ZM121 216V218H122ZM135 216V215H134ZM250 216V215H249ZM7 216L5 217H1V218H6ZM32 217V218H31ZM251 217V216H250ZM249 217V218H250ZM22 219V217H19ZM253 218V217H252ZM9 220V218H7ZM5 219V220H7ZM19 219V220H21ZM241 219V218H240ZM3 220V221H5ZM31 220V221H32ZM38 220V221H37ZM246 220V219H245ZM253 219H251L252 221ZM2 221V220H1ZM2 221V223H3ZM15 221V220H14ZM14 221H13V224H14ZM23 221V219H22ZM241 221V220H240ZM250 221V222H251ZM264 221V220H263ZM243 222V221H242ZM241 222V224H243ZM6 223V222H5ZM3 223V225L5 224ZM22 223V222H21ZM126 224V223H125ZM2 225V224H1ZM16 227V221H15V224H14ZM19 225V224H18ZM246 225V224H245ZM6 226V224H5ZM13 228V225H12V228L13 229H17V228ZM126 226V225H125ZM244 226V225H242ZM8 229H9V226L7 225ZM20 227V226H19ZM241 227V226H240ZM6 228V227H5ZM129 228V227H128ZM245 228V226H244ZM246 229V228H245ZM4 230V229H3ZM12 230V229H11ZM10 230V231H11ZM9 231V230H8ZM23 231V230H22ZM126 231V230H125ZM3 232V231H2ZM0 232V234L2 233ZM5 232V231H4ZM7 232V231H6ZM5 232V234H3L2 236H5L7 235ZM12 232V231H11ZM9 233V232H8ZM19 233V232H18ZM31 233V234H30ZM22 234V233H21ZM38 234H43L42 236H39ZM19 235V234H18ZM2 236H0V238H3ZM8 236V235H7ZM13 237V235H11ZM15 236V235H14ZM247 236V235H246ZM11 237V238H12ZM16 237V236H15ZM172 237V236H171ZM22 238V237H21ZM6 239V238H5ZM20 239V237H19ZM18 239V240H19ZM169 239V238H167ZM54 240V241H53ZM174 240H176V238L174 237ZM3 241V240H2ZM13 241V240H12ZM10 242V243H13V242ZM23 241V239H22ZM53 241V246L52 245V242ZM170 241V239H169ZM16 242L18 243L17 239H16ZM21 242V241H19ZM51 245H49L50 243ZM58 242V243H57ZM165 242V241H164ZM166 242H168V240H166ZM6 243V242H5ZM23 243V242H22ZM21 243V244H22ZM7 244V243H6ZM15 244V239H14V243ZM167 244V243H166ZM49 245V247H48ZM39 248V249H34V248ZM54 246V249L56 248ZM169 247V246H168ZM7 248V246H6ZM43 248V249H42ZM50 248V249H51ZM8 249V248H7ZM21 250L20 253H24L23 255L22 254H19V250ZM53 249V248H52ZM170 249V247H169ZM2 250V249H0ZM18 250V251H17ZM171 250V249H170ZM23 251V252H22ZM40 251V250H39ZM40 252L41 254H43L42 256H46V254L43 252ZM169 252V251H168ZM215 252V251H214ZM39 253V252H37ZM9 254V255H8ZM15 254V255H14ZM35 254V253H34ZM41 254H38V257L39 255ZM167 254V253H166ZM171 254V253H170ZM169 254V255H170ZM214 254V253H213ZM8 255V256H7ZM36 255V254H35ZM48 255V253H47ZM168 256V255H166ZM5 257H2L1 256V253H0V260L2 258L5 259ZM30 257V256H29ZM34 257V255L32 256V258ZM50 257V256H49ZM53 257V256H52ZM7 258V259H8ZM36 259V257H35ZM20 260V258H19ZM29 260V258H28ZM8 261V260H7ZM18 261V260H17ZM21 261V260H20ZM25 261V260H24ZM64 261V259H63ZM6 262V260L4 261ZM2 262V263H4ZM29 262V261H28ZM37 262V261H36ZM33 263V262H32ZM19 264V262H18ZM22 264V263H21ZM25 264V263H24ZM34 264V263H33ZM66 264V263H65ZM68 264V263H67ZM88 264V263H87Z\"/></svg>",
  "mask_w": 264,
  "mask_h": 264
},
{
  "label": "trees",
  "instance_id": "16d2710c",
  "mask_svg": "<svg viewBox=\"0 0 264 264\" xmlns=\"http://www.w3.org/2000/svg\"><path fill=\"white\" fill-rule=\"evenodd\" d=\"M157 60L161 65L156 70H164L168 65L167 61L162 56ZM200 153L213 165L215 173L226 165H235L251 172L261 171L264 175V129L252 140L245 138L236 129L211 135L201 142Z\"/></svg>",
  "mask_w": 264,
  "mask_h": 264
}]
</instances>
